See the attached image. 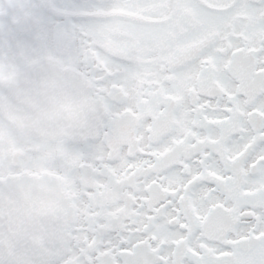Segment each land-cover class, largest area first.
<instances>
[{
	"label": "snow or ice",
	"instance_id": "1",
	"mask_svg": "<svg viewBox=\"0 0 264 264\" xmlns=\"http://www.w3.org/2000/svg\"><path fill=\"white\" fill-rule=\"evenodd\" d=\"M0 264H264V0H0Z\"/></svg>",
	"mask_w": 264,
	"mask_h": 264
}]
</instances>
